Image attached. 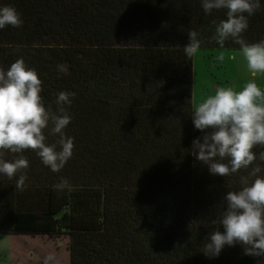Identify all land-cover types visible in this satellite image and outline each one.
I'll return each instance as SVG.
<instances>
[{
  "label": "trees",
  "instance_id": "16d2710c",
  "mask_svg": "<svg viewBox=\"0 0 264 264\" xmlns=\"http://www.w3.org/2000/svg\"><path fill=\"white\" fill-rule=\"evenodd\" d=\"M260 4L242 35L248 44L264 41ZM3 7L23 23L0 29V68L22 58L57 114L58 94L75 93L64 106L74 149L63 169L54 173L25 150L23 187L25 173L0 174L11 264H264L239 244L218 257L203 253L210 233L223 232L225 195L250 184L256 166L264 177V146L253 148L248 169L226 177L191 155L202 133L191 119L193 55L184 47L196 32L198 50H241L231 38L223 47L213 39L226 9L206 14L202 0H0ZM51 127L49 145L59 139Z\"/></svg>",
  "mask_w": 264,
  "mask_h": 264
},
{
  "label": "clouds",
  "instance_id": "9594fccd",
  "mask_svg": "<svg viewBox=\"0 0 264 264\" xmlns=\"http://www.w3.org/2000/svg\"><path fill=\"white\" fill-rule=\"evenodd\" d=\"M202 8L206 14L227 10V18L217 25L213 39L221 47L226 40L233 39L241 45L249 71L253 75L264 74V41L248 44L242 38L248 28V17L261 8L260 0H202ZM22 23L15 8H0V29L20 28ZM188 36L189 43L184 50L191 56L200 48V41L196 32ZM58 70L68 74L67 65H58ZM41 92L42 81L22 58L7 71L0 68V174L11 180L18 172L25 173L19 176L17 187H23L27 179L29 162L22 155L25 150L36 152L54 173L63 169L73 155L74 138L64 132L71 116L64 106L71 105L75 93L58 94L57 114L45 107ZM191 119L195 130L202 133L193 140L191 155L207 167L211 175L226 177L248 169L257 158L253 148L264 146V91L254 82L246 83L239 91L217 87L214 94L195 106ZM50 123L51 133L59 137L57 143L51 145L46 143L44 134ZM6 153L18 155L8 161L4 158ZM225 158H229L228 163L221 162ZM260 159L264 160V153ZM260 172L259 166L254 167L251 175L256 178L250 184L245 180L246 186L241 190L225 195L226 208L219 220L223 232L210 233L203 248L205 256L218 257L225 246L239 244L244 255L264 258V177L257 175ZM215 223L217 221H213Z\"/></svg>",
  "mask_w": 264,
  "mask_h": 264
},
{
  "label": "rangeland",
  "instance_id": "374dc122",
  "mask_svg": "<svg viewBox=\"0 0 264 264\" xmlns=\"http://www.w3.org/2000/svg\"><path fill=\"white\" fill-rule=\"evenodd\" d=\"M221 57H223L221 59ZM192 107L217 87L241 90L246 83L254 82L264 91V74L253 75L247 68L241 50H197L193 54ZM9 239L0 235V264H11Z\"/></svg>",
  "mask_w": 264,
  "mask_h": 264
}]
</instances>
